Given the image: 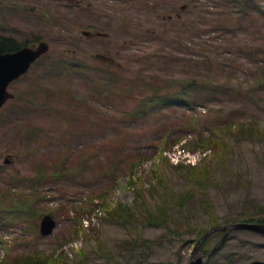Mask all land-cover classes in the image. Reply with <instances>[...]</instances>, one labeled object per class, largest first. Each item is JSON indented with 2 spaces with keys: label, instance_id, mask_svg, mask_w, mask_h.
<instances>
[{
  "label": "rangeland",
  "instance_id": "rangeland-1",
  "mask_svg": "<svg viewBox=\"0 0 264 264\" xmlns=\"http://www.w3.org/2000/svg\"><path fill=\"white\" fill-rule=\"evenodd\" d=\"M136 1L94 0L46 22L13 11L17 1L0 12L4 36L49 46L0 110V264H187L203 231L264 219V22L230 32L213 1L201 11ZM82 31L107 34L103 48L115 53L91 68L85 56H59L86 46ZM249 48L257 56L239 53ZM186 80L215 98L189 86L201 109L143 108L150 87L160 95ZM44 215L55 222L47 237ZM221 235L201 244L202 258ZM251 261L264 263V236L231 230L201 264Z\"/></svg>",
  "mask_w": 264,
  "mask_h": 264
},
{
  "label": "trees",
  "instance_id": "trees-1",
  "mask_svg": "<svg viewBox=\"0 0 264 264\" xmlns=\"http://www.w3.org/2000/svg\"><path fill=\"white\" fill-rule=\"evenodd\" d=\"M212 1L215 2L214 7L215 6L218 7V5H220V6H222L223 9H227L225 11V15L227 17L223 18L221 20V22L219 23V27L222 30H228L230 32H233L236 29V27L240 26L241 21H245L246 23H254L256 21V19L258 18L257 21L262 20V22H264V7L259 5L258 0H186V4L188 6H190L191 9H197L198 11H201V9L208 7V5H211ZM191 23L195 24V22L192 20L189 24H191ZM216 24H217V22H216ZM232 28H234V29H232ZM239 50H241V49H239ZM237 51H238V49H237ZM239 53H243L246 56H251V55L257 56V55H255L256 50L252 49V48H249L246 51H241ZM260 53H263V55H264L263 50H261ZM258 82H260L261 86L264 85V78L262 80L256 81V83H258ZM139 83H141L142 86H146V84H143V82H141V81H139ZM193 83H194L193 80H191V82L186 80L185 82L178 84L176 86V88L174 89V91H172L170 93H167V92L166 93H160V95L155 93V92L153 93V89H151V87H150V91L148 93V96L146 98L142 99L141 103H142V105L143 104L150 105V103L155 104L152 106L151 112H152V109H154V107H157L158 109H157L156 113L158 115H161L160 110L164 106L168 107L170 110L172 109L173 112L176 111L177 109L184 110V111H188V110L192 111V110H194L193 108H196V107L200 108L199 106H202L203 104L195 101L191 95L189 96V94L191 92L187 93L185 91V89L189 86H190V89L191 90L194 89V92L197 93V96H199L201 98H207L208 94L212 95L215 98L216 93H213V92L208 93L206 90H204L205 86H201L200 87L201 89H200L199 87H197ZM191 94H193V93H191ZM147 106L143 105V108H145ZM190 116H191V112H190V115H188V116L181 114V118L175 119V120L180 122L179 125L175 123L176 124L175 132H184L183 125H184L185 121L187 122L189 119H191ZM163 131H166V130L163 129ZM175 141H178L177 137H176ZM10 178H14V176L11 175ZM15 178H17L16 180L20 181V178H23V177L20 176V178H18V176H16ZM6 191H8V190H6ZM0 196L3 197L5 195H3V193H1V191H0ZM8 209H10V208H8ZM5 211L9 212V210L8 211L5 210ZM3 220H4L3 218H0V224L1 225L4 222ZM243 222L264 224V219L260 218L259 216H254L253 218H250L249 216H245ZM4 225H2V226H4ZM203 232H205V231H203Z\"/></svg>",
  "mask_w": 264,
  "mask_h": 264
},
{
  "label": "flooded vegetation",
  "instance_id": "flooded-vegetation-1",
  "mask_svg": "<svg viewBox=\"0 0 264 264\" xmlns=\"http://www.w3.org/2000/svg\"><path fill=\"white\" fill-rule=\"evenodd\" d=\"M15 1L22 3L20 4H14L17 8L13 11L16 12H25V13H32L37 14L36 18L39 21H51L50 15L48 13L51 12H57V9H67L66 12L73 11H89L93 9L95 4L93 3L94 0H0V12L3 10L4 7H6V3H15ZM107 1V0H106ZM142 0H138L135 3H139ZM97 5H100L99 1H96ZM139 5V4H138ZM141 6V5H139ZM52 24L54 26L57 22ZM138 23L135 22L134 24ZM83 36L82 38L86 39L83 40V42L86 43V46H76L80 51L75 52L71 49L70 52H68L67 49H64L63 52L59 56H85V62L87 68L93 67L89 62L94 61V58L97 60H103L105 59L102 56H110L115 52L107 53L106 50L103 47H106L107 51L109 52L111 41L110 37L107 36V34L94 31V32H80ZM148 36H153L154 33H148ZM112 37V36H111ZM36 41V42H35ZM110 41V43H108ZM34 43L27 42L22 45L17 44V42L12 39L11 37L4 36L2 31H0V55L7 54V53H13L16 52L22 48H29L34 49L39 43H44L47 47V50L44 54L40 55L38 59H36L28 68L27 73L30 71L31 67L38 63V61L48 54L49 46L47 43L41 40V38H36ZM131 42V41H129ZM29 43V44H28ZM72 43H75L72 41ZM115 44V43H114ZM123 45L126 44V41L122 42ZM132 45V44H131ZM84 47V48H83ZM117 51V49H114L113 51ZM90 60V61H89ZM4 106V105H3ZM1 110V109H0Z\"/></svg>",
  "mask_w": 264,
  "mask_h": 264
},
{
  "label": "water",
  "instance_id": "water-1",
  "mask_svg": "<svg viewBox=\"0 0 264 264\" xmlns=\"http://www.w3.org/2000/svg\"><path fill=\"white\" fill-rule=\"evenodd\" d=\"M46 50V45L44 43H39L34 49L22 48L13 53L0 55V107L13 97L12 94L6 90L8 84L25 74L29 66L38 59L40 55L44 54ZM54 227L55 223L53 219L48 215H44L39 220L38 232L40 236L46 237L50 235ZM231 230H247L264 236V224L260 223L239 222L225 226L211 227L203 232L194 242L190 250L189 262L187 264H201L205 258L212 255L214 251L219 248L227 233ZM214 232H222V235L216 245L210 249L204 258H202L199 255L200 246L207 237ZM247 264L263 263L261 261H251Z\"/></svg>",
  "mask_w": 264,
  "mask_h": 264
},
{
  "label": "built area",
  "instance_id": "built-area-1",
  "mask_svg": "<svg viewBox=\"0 0 264 264\" xmlns=\"http://www.w3.org/2000/svg\"><path fill=\"white\" fill-rule=\"evenodd\" d=\"M185 153L187 154L188 152H185ZM202 153H203V152H202ZM177 161H178L177 159H174V160H173V164L178 163ZM185 161L190 162L191 165L193 164V158H191L190 160H187V158H186V160H184V158L181 156L179 162L184 163Z\"/></svg>",
  "mask_w": 264,
  "mask_h": 264
}]
</instances>
